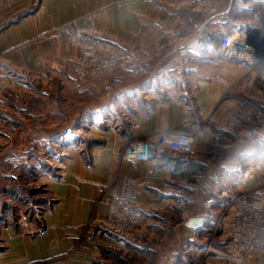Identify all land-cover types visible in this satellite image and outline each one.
<instances>
[{"label": "crops", "instance_id": "obj_1", "mask_svg": "<svg viewBox=\"0 0 264 264\" xmlns=\"http://www.w3.org/2000/svg\"><path fill=\"white\" fill-rule=\"evenodd\" d=\"M261 4L264 0H228L207 17L193 13L194 22L189 23L186 15L193 12L191 0H0V75L15 77L20 83L21 76L45 79V71L50 72L48 77L62 71L67 78L68 100L72 99L76 74L70 62L75 47L66 35L55 34L53 28L76 15L92 13L98 37L115 43L119 49V68L105 79L106 89L112 88L110 95L115 97L108 95L99 101V106L85 108L82 116L90 109L106 111L118 104L133 111L129 136L144 139L154 138L161 131L186 132L193 136L194 150L167 153L158 163L125 162L117 156L126 142L125 133L98 131L91 119L89 130L99 132L102 138L89 151L91 163H84L79 154L68 159L61 177L51 185L57 201L43 213L45 228L33 236H21L7 228L4 231L7 246L0 253V264L44 259L69 250L81 235V225L94 212L100 190L119 175L128 173L140 179L144 190L139 194L138 204L142 211L172 206V198L178 197L174 187L192 190L189 168L192 172L208 170L211 178L204 187L207 191L214 188L215 175L223 171L227 175L224 186L231 192L254 187L264 190V95L253 94L257 90V70L218 59L215 44L199 53L188 49L203 27L226 29L227 22L236 27L247 21ZM222 15L227 16L224 23L220 22ZM65 65L66 71L61 69ZM21 90L41 94L40 99L33 97L41 103L44 93L49 91L27 85ZM148 95L151 97L147 99ZM157 95L168 96L162 99ZM174 95L190 105H180ZM191 108L194 115L189 111ZM76 120L75 115L73 125ZM66 135L69 137V130L62 136L70 141ZM195 153L210 156L214 161H194ZM160 184L163 189L157 188ZM118 187L117 183L109 190ZM205 197V211L184 214L180 220L186 223L190 217L202 216L201 225L193 228L206 229L214 221L220 228L227 227L228 197L221 194L227 201L224 207L228 208L223 216L217 214V208L223 205L215 199L216 191ZM152 218L162 220L156 214ZM191 238L187 235L184 239L188 240L186 249ZM86 244L85 253L93 247L90 241ZM226 244L227 241L224 248ZM84 262L83 256L58 264ZM204 264H264V253L248 252L243 262L217 257Z\"/></svg>", "mask_w": 264, "mask_h": 264}, {"label": "rangeland", "instance_id": "obj_2", "mask_svg": "<svg viewBox=\"0 0 264 264\" xmlns=\"http://www.w3.org/2000/svg\"><path fill=\"white\" fill-rule=\"evenodd\" d=\"M194 4L195 0H191V10ZM189 14L188 12L186 16ZM187 22L193 23L194 18L187 19ZM228 24L225 26L226 30L237 34L239 27ZM55 27L53 32L57 34ZM92 35L102 41L104 46L91 44L87 36L76 35L71 38L66 35L75 47V56L70 63L75 70L76 82L72 84L75 89L73 94H70V97L72 96L70 100L66 93L67 78L62 75V71L50 77H48L50 72L45 71L47 73L45 79L21 76L23 82L20 83L15 77L0 75L2 83L0 86V253L7 246L6 233L4 234L7 228L21 236L22 234L33 236L45 228L43 213L49 211L52 204L57 201L51 185L61 177L63 167L69 162L68 159L79 154L84 163H91L89 151L95 144L101 142L99 140H102L98 135L99 132L89 130L88 122L91 119L90 123L96 126L98 131L110 130L113 133H125L126 142L117 151V156L122 161L137 162L125 157L126 150L132 143L147 139L127 134L130 133L133 111L124 106L120 107L116 104L106 111L94 108L82 116L85 108L99 106V101L108 95L115 97V94L110 95L112 88L106 89L105 79L115 74L119 68V49L115 43L98 37L96 22ZM61 69L66 71L67 65ZM26 85L33 89L40 87L45 91L49 90L43 95V103L33 100V97L40 99L41 94H36L33 90V93L27 94L21 90ZM151 95H148L147 99ZM165 96L157 95L156 97L164 99ZM174 99L185 107L190 105L178 100L176 95ZM151 100L153 101L149 98V101ZM189 111L194 115L195 110L191 108ZM75 115L77 120L76 125H73ZM80 117L82 120L78 119ZM68 130L70 135L66 137L70 138V141H66L62 136L68 133ZM73 131L75 134L72 133ZM193 151L192 148L191 152ZM195 155V158H192L194 161L199 160L204 163L214 161L207 155L199 156L197 153ZM163 156L158 160L148 161L158 163ZM187 171L191 172L193 178L192 186H190L192 190L174 187L173 191L178 197L172 198L174 202L172 206L163 205L156 210L148 207L146 211H142L138 204L142 213V224L128 231L119 230L108 218L107 201L110 194L117 190H109V188L117 183L120 186L126 174L117 176L116 181L100 190L95 200L94 212L86 223L81 225V235L69 250L44 259H26L13 264H58L83 256L85 264H204L212 258H225L220 252L224 251V243L228 240L226 226L220 228L217 225L218 222L214 221L206 229L189 228L184 226L185 222L180 219L184 214L187 216L205 211L207 209V204L204 203L205 195H212L215 191V199H219V205H223L217 208V214L223 216L228 208L224 207V205L227 206V201L221 198V194L229 199V195L245 191H229L224 186V179L227 177L225 171L215 175L214 188L208 191L204 189L206 182L211 178L207 169L192 172L193 170L189 168ZM127 175L134 177L128 173ZM137 180L138 202L139 194L144 188L140 179ZM168 183L173 182L164 184ZM198 184L203 185L202 188L195 189L194 186ZM157 188L163 189V184L158 185ZM201 202L203 204L198 207ZM180 211L183 214H174ZM155 214L162 220L155 221L152 218ZM187 235L192 237L188 249L185 246L188 240L184 241ZM86 241H90L93 247L91 251L85 253ZM200 245L202 248H199Z\"/></svg>", "mask_w": 264, "mask_h": 264}, {"label": "built area", "instance_id": "obj_3", "mask_svg": "<svg viewBox=\"0 0 264 264\" xmlns=\"http://www.w3.org/2000/svg\"><path fill=\"white\" fill-rule=\"evenodd\" d=\"M225 1L195 0L193 12L187 19L192 20L193 13L207 17ZM225 21L227 16H220V22ZM94 26L93 15L85 13L55 27L54 30L57 34H65L71 38L76 35L87 36L91 44L104 46L102 41L92 35ZM236 26L239 27V31L233 40L228 30L222 27L203 28L188 49L193 53H199L215 44L219 59L234 61L239 67L248 70H257V90H253V94L264 95V4L254 9L247 21ZM1 84L0 78V86ZM192 146L193 136L189 133L171 134L161 131L155 138L132 143L127 148L125 157L136 161L158 160L169 152L190 153ZM138 189V180L125 175L119 188L108 198V218L119 230L128 231L142 224V213L137 202ZM228 207V240L220 254L226 259L243 262L244 255L248 252L264 253V190L254 187L249 191L229 195Z\"/></svg>", "mask_w": 264, "mask_h": 264}, {"label": "water", "instance_id": "obj_4", "mask_svg": "<svg viewBox=\"0 0 264 264\" xmlns=\"http://www.w3.org/2000/svg\"><path fill=\"white\" fill-rule=\"evenodd\" d=\"M203 219L204 218L202 216L190 217L184 224L186 227L193 228V227L201 225V223L203 222Z\"/></svg>", "mask_w": 264, "mask_h": 264}, {"label": "bare ground", "instance_id": "obj_5", "mask_svg": "<svg viewBox=\"0 0 264 264\" xmlns=\"http://www.w3.org/2000/svg\"><path fill=\"white\" fill-rule=\"evenodd\" d=\"M237 37V34L236 33H230V38L233 40Z\"/></svg>", "mask_w": 264, "mask_h": 264}]
</instances>
